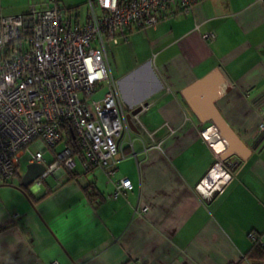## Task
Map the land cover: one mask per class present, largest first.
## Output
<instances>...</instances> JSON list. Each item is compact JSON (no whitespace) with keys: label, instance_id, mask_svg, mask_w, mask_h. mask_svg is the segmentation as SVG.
Listing matches in <instances>:
<instances>
[{"label":"crops","instance_id":"crops-1","mask_svg":"<svg viewBox=\"0 0 264 264\" xmlns=\"http://www.w3.org/2000/svg\"><path fill=\"white\" fill-rule=\"evenodd\" d=\"M87 1L0 0V15L56 5L81 22ZM107 44L123 108L142 107L132 147L123 141L112 176L77 163L40 185H0V264H249V233L264 236V0H197L188 13ZM213 71L223 80L216 106L249 154L231 157L234 179L203 200L194 186L214 152L183 91ZM123 177L132 188L114 196Z\"/></svg>","mask_w":264,"mask_h":264},{"label":"built area","instance_id":"built-area-1","mask_svg":"<svg viewBox=\"0 0 264 264\" xmlns=\"http://www.w3.org/2000/svg\"><path fill=\"white\" fill-rule=\"evenodd\" d=\"M196 2L88 0L81 22L56 5L0 15V185L14 177L31 144L36 150L29 152V163L46 167L37 185L58 170L71 173L77 163L85 171L98 167L112 176L117 154L124 156L123 141L129 147L132 143L126 121L130 111L118 96L106 43L116 44L132 29L145 30L168 16L188 13ZM209 128L218 135L214 126L202 128L200 135L208 146ZM259 130L264 132V123ZM154 136L149 133L159 147ZM225 149H212L213 163L194 186L203 200L223 192L234 179L237 163L220 158ZM45 151L52 155L50 163L44 160ZM131 188V181L123 177L113 195ZM249 237L257 239L253 232Z\"/></svg>","mask_w":264,"mask_h":264},{"label":"water","instance_id":"water-1","mask_svg":"<svg viewBox=\"0 0 264 264\" xmlns=\"http://www.w3.org/2000/svg\"><path fill=\"white\" fill-rule=\"evenodd\" d=\"M222 77L218 71H213L193 84L186 87L183 96L196 118L204 126H214L218 135L226 142V149L220 158L227 159L237 157L245 160L249 154L246 145L227 123L216 106V100L222 90ZM139 106L126 114V121L130 129L136 130L132 117L141 111ZM46 167L40 163H28L26 171L21 178L22 186H30L45 171ZM209 200V199H207Z\"/></svg>","mask_w":264,"mask_h":264},{"label":"trees","instance_id":"trees-1","mask_svg":"<svg viewBox=\"0 0 264 264\" xmlns=\"http://www.w3.org/2000/svg\"><path fill=\"white\" fill-rule=\"evenodd\" d=\"M66 11L72 12L74 11V9L70 8L66 9ZM16 174L17 172L14 176H16ZM83 189L86 192L87 196L92 200L95 196L98 195L95 187L91 184L87 185ZM244 260H246L249 264H264V236H258L257 239L252 242L251 249L245 255Z\"/></svg>","mask_w":264,"mask_h":264},{"label":"rangeland","instance_id":"rangeland-1","mask_svg":"<svg viewBox=\"0 0 264 264\" xmlns=\"http://www.w3.org/2000/svg\"><path fill=\"white\" fill-rule=\"evenodd\" d=\"M106 49H107V53L109 52V44L106 45ZM35 144H31L28 148V151L30 153H34L35 152ZM61 148V146H58L57 147V151ZM29 152H26L21 158H20V161H19V166H18V173L16 176H14L12 179L13 181L17 182L19 181L20 178H22L23 174L25 173V169H26V166H27V162H28V159L30 158V153ZM45 155L51 157V154L48 152V151H45ZM52 159V158H51Z\"/></svg>","mask_w":264,"mask_h":264},{"label":"bare ground","instance_id":"bare-ground-1","mask_svg":"<svg viewBox=\"0 0 264 264\" xmlns=\"http://www.w3.org/2000/svg\"><path fill=\"white\" fill-rule=\"evenodd\" d=\"M213 130L214 129H211L207 133L205 132V135L210 143V147L216 152L223 151L226 148V142L222 137L215 134Z\"/></svg>","mask_w":264,"mask_h":264}]
</instances>
